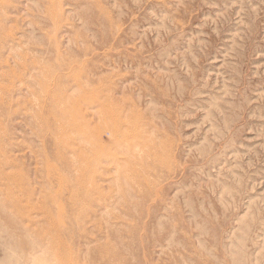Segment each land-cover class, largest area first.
Instances as JSON below:
<instances>
[{
  "label": "rangeland",
  "instance_id": "1",
  "mask_svg": "<svg viewBox=\"0 0 264 264\" xmlns=\"http://www.w3.org/2000/svg\"><path fill=\"white\" fill-rule=\"evenodd\" d=\"M0 264H264V0H0Z\"/></svg>",
  "mask_w": 264,
  "mask_h": 264
},
{
  "label": "bare ground",
  "instance_id": "2",
  "mask_svg": "<svg viewBox=\"0 0 264 264\" xmlns=\"http://www.w3.org/2000/svg\"><path fill=\"white\" fill-rule=\"evenodd\" d=\"M83 121V120H82ZM73 130L76 132V134H77V138L78 139H80V140H82V141H80V143H79V153L80 154H77L76 153V155H77V158L76 159H71V158H69L68 156H67V154H66V146H65V144L64 143H62V147H63V151L61 152V158L64 160V159H68L65 163L67 164L66 166L69 168V169H73L74 167H76V169L79 171V172H82L83 173V171H85L86 169H85V167L84 166H82L81 164H80V162H82L83 161V159H84V157H86V155L83 153V147L85 146L86 148H87V136H88V134L89 133H91V131H89L88 129H87V120L85 121L84 120V125H82V126H79V127H77L76 128V130H75V128L73 127ZM94 133V132H93ZM94 134H96V133H94ZM90 136H92L91 134H90ZM96 136V135H95ZM94 139H95V137H94V135L92 136ZM92 141V140H91ZM90 141V142H91ZM81 142H82V144H81ZM76 160H77V162H76ZM86 161H87V159L85 158L84 159V162H83V165L84 164H86ZM59 206V205H58ZM151 211V210H150ZM119 234V233H118Z\"/></svg>",
  "mask_w": 264,
  "mask_h": 264
}]
</instances>
